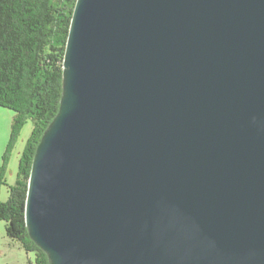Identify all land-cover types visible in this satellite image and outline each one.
<instances>
[{"label":"water","instance_id":"water-1","mask_svg":"<svg viewBox=\"0 0 264 264\" xmlns=\"http://www.w3.org/2000/svg\"><path fill=\"white\" fill-rule=\"evenodd\" d=\"M28 182L50 264H264V0H78Z\"/></svg>","mask_w":264,"mask_h":264},{"label":"trees","instance_id":"trees-1","mask_svg":"<svg viewBox=\"0 0 264 264\" xmlns=\"http://www.w3.org/2000/svg\"><path fill=\"white\" fill-rule=\"evenodd\" d=\"M76 2L0 0V107L15 113L0 168V196L7 186L12 153L24 127L33 123L17 181L9 187L8 200H0V222L6 223L9 238L35 256L29 264H50L49 256L29 235L26 201L36 152L61 107L63 64Z\"/></svg>","mask_w":264,"mask_h":264},{"label":"rangeland","instance_id":"rangeland-1","mask_svg":"<svg viewBox=\"0 0 264 264\" xmlns=\"http://www.w3.org/2000/svg\"><path fill=\"white\" fill-rule=\"evenodd\" d=\"M14 115L15 113L13 111L0 107V168L3 164V156L8 146L9 136H11V124ZM32 131L33 123L29 121L22 131L16 149L12 153L7 186L3 187L1 191L0 200L2 202L8 200L10 196L9 187L15 185L17 181L21 155ZM5 226V222H0V264H19L22 262V258H24L26 252L20 247L19 243L7 236ZM18 248H21V250ZM34 257L35 256L32 254V259H34Z\"/></svg>","mask_w":264,"mask_h":264},{"label":"crops","instance_id":"crops-1","mask_svg":"<svg viewBox=\"0 0 264 264\" xmlns=\"http://www.w3.org/2000/svg\"><path fill=\"white\" fill-rule=\"evenodd\" d=\"M19 250H21V248H18ZM22 262H20L19 264H29V262H33L34 259H32V255H27V253L24 255V258H22Z\"/></svg>","mask_w":264,"mask_h":264}]
</instances>
